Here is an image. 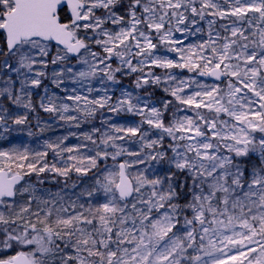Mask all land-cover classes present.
Masks as SVG:
<instances>
[{"label": "snow or ice", "instance_id": "obj_1", "mask_svg": "<svg viewBox=\"0 0 264 264\" xmlns=\"http://www.w3.org/2000/svg\"><path fill=\"white\" fill-rule=\"evenodd\" d=\"M0 142V264H264V0H0Z\"/></svg>", "mask_w": 264, "mask_h": 264}, {"label": "trees", "instance_id": "obj_2", "mask_svg": "<svg viewBox=\"0 0 264 264\" xmlns=\"http://www.w3.org/2000/svg\"><path fill=\"white\" fill-rule=\"evenodd\" d=\"M123 85L125 86H129L131 87V79H124L123 80ZM163 94L160 92H157V96H162ZM39 112V109H38ZM40 117L43 120H51V117L48 114H45L43 112H39ZM121 119H130L129 117H121ZM33 124H35V120H33ZM34 132L36 131L35 127H33L32 129ZM63 134V129H57V130H53V131H45L43 133V135H38L37 137H33L30 138L26 135V131L25 132H21L20 134L14 135L12 137L13 142L15 143H19L20 141H23L27 144H29L30 147H37V143L38 141H42L43 139L49 138V137H55L57 135H61ZM0 147H8V145L6 143L0 142ZM50 187H52L53 191L56 190V185H49ZM48 186V187H49Z\"/></svg>", "mask_w": 264, "mask_h": 264}, {"label": "rangeland", "instance_id": "obj_3", "mask_svg": "<svg viewBox=\"0 0 264 264\" xmlns=\"http://www.w3.org/2000/svg\"><path fill=\"white\" fill-rule=\"evenodd\" d=\"M157 71H159V70H157ZM125 118V117H124ZM49 186V185H48ZM50 187V186H49ZM52 188V187H51ZM9 254H12V253H9Z\"/></svg>", "mask_w": 264, "mask_h": 264}]
</instances>
